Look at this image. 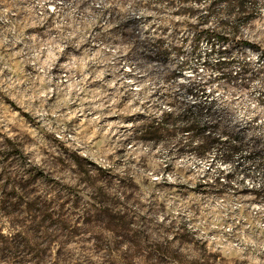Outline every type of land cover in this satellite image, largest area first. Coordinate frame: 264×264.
I'll use <instances>...</instances> for the list:
<instances>
[{
    "label": "rangeland",
    "instance_id": "obj_1",
    "mask_svg": "<svg viewBox=\"0 0 264 264\" xmlns=\"http://www.w3.org/2000/svg\"><path fill=\"white\" fill-rule=\"evenodd\" d=\"M0 264H264V0H0Z\"/></svg>",
    "mask_w": 264,
    "mask_h": 264
},
{
    "label": "trees",
    "instance_id": "obj_2",
    "mask_svg": "<svg viewBox=\"0 0 264 264\" xmlns=\"http://www.w3.org/2000/svg\"><path fill=\"white\" fill-rule=\"evenodd\" d=\"M224 39V36L215 33L214 31L206 32L205 35L199 34L197 35V38L195 39V43L199 42L200 40L207 41L208 43H212V41L216 40H222ZM182 52L181 49H177L176 55H180ZM193 56H197V44H195V48L192 51ZM162 56L166 59L169 57L168 52L162 53ZM164 59V60H165ZM244 77V75H242ZM206 85L200 83V82H189L188 85L185 87V91L188 94L191 95H198L200 93L206 92ZM181 121V123H179ZM213 126H207V128H212ZM197 128V125L194 121H189L187 117V113H182L181 115H175L174 112H167L164 115V121L162 124H157L156 126H148L146 129V134H149L150 136H156L160 133L167 134V135H173L176 133H183V132H190L195 131ZM208 146L201 145L196 149V152L199 156H203L204 153L207 151ZM190 148V147H188ZM236 148L228 149V151H235ZM227 155L225 158L228 159Z\"/></svg>",
    "mask_w": 264,
    "mask_h": 264
}]
</instances>
